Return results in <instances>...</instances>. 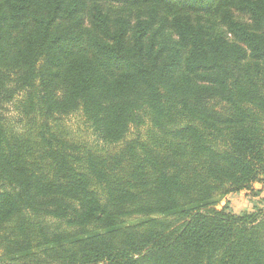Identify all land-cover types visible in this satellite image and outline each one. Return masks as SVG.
Instances as JSON below:
<instances>
[{
    "label": "trees",
    "instance_id": "obj_1",
    "mask_svg": "<svg viewBox=\"0 0 264 264\" xmlns=\"http://www.w3.org/2000/svg\"><path fill=\"white\" fill-rule=\"evenodd\" d=\"M263 176L264 0H0V264H264Z\"/></svg>",
    "mask_w": 264,
    "mask_h": 264
},
{
    "label": "rangeland",
    "instance_id": "obj_2",
    "mask_svg": "<svg viewBox=\"0 0 264 264\" xmlns=\"http://www.w3.org/2000/svg\"><path fill=\"white\" fill-rule=\"evenodd\" d=\"M9 113L14 111V107L9 105L7 108ZM70 131L74 134L75 132L81 133L87 140L92 141L94 136L90 130L86 129L84 125L83 118L80 113L76 112L65 118L63 121ZM82 138V139H83ZM257 183V182H256ZM254 183L252 188L249 190H240L236 192H230L225 194L219 200V207H224L227 211L234 212L237 214L243 212H252L259 210H264V176L260 183ZM141 220L139 217H133L127 219V224H134ZM1 251V250H0Z\"/></svg>",
    "mask_w": 264,
    "mask_h": 264
},
{
    "label": "crops",
    "instance_id": "obj_3",
    "mask_svg": "<svg viewBox=\"0 0 264 264\" xmlns=\"http://www.w3.org/2000/svg\"><path fill=\"white\" fill-rule=\"evenodd\" d=\"M258 183H260V182H257L256 184H258Z\"/></svg>",
    "mask_w": 264,
    "mask_h": 264
}]
</instances>
